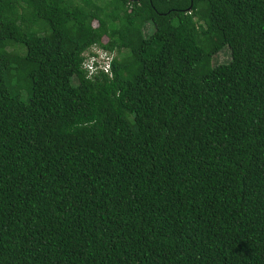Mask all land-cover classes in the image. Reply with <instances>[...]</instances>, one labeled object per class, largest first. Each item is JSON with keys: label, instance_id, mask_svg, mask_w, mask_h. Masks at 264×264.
<instances>
[{"label": "trees", "instance_id": "trees-1", "mask_svg": "<svg viewBox=\"0 0 264 264\" xmlns=\"http://www.w3.org/2000/svg\"><path fill=\"white\" fill-rule=\"evenodd\" d=\"M0 264H264V0H0Z\"/></svg>", "mask_w": 264, "mask_h": 264}, {"label": "clouds", "instance_id": "clouds-1", "mask_svg": "<svg viewBox=\"0 0 264 264\" xmlns=\"http://www.w3.org/2000/svg\"><path fill=\"white\" fill-rule=\"evenodd\" d=\"M82 56H83V62H82L83 67H84V64L88 62L89 59L91 58L93 59V64L95 67H98V66L102 67L108 63V73H105V74H110V71H111L110 62L114 56L113 53H109L101 48L93 46V47H90L86 52H84ZM97 71H101V70H97Z\"/></svg>", "mask_w": 264, "mask_h": 264}, {"label": "built area", "instance_id": "built-area-1", "mask_svg": "<svg viewBox=\"0 0 264 264\" xmlns=\"http://www.w3.org/2000/svg\"><path fill=\"white\" fill-rule=\"evenodd\" d=\"M84 68L90 73H95L97 70H101L103 71L104 73H108V63L105 65V66H98V67H95L94 64H93V59H89L88 62H86L84 64Z\"/></svg>", "mask_w": 264, "mask_h": 264}, {"label": "rangeland", "instance_id": "rangeland-1", "mask_svg": "<svg viewBox=\"0 0 264 264\" xmlns=\"http://www.w3.org/2000/svg\"><path fill=\"white\" fill-rule=\"evenodd\" d=\"M228 59H229L228 52L226 49H223L214 57L213 63L214 64L226 63Z\"/></svg>", "mask_w": 264, "mask_h": 264}]
</instances>
